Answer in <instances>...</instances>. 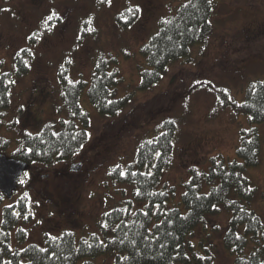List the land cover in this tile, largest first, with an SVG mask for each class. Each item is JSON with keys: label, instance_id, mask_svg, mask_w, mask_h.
Here are the masks:
<instances>
[{"label": "rangeland", "instance_id": "rangeland-1", "mask_svg": "<svg viewBox=\"0 0 264 264\" xmlns=\"http://www.w3.org/2000/svg\"><path fill=\"white\" fill-rule=\"evenodd\" d=\"M181 1L0 0V72L11 69L14 56L29 49L27 68L11 86L10 104L0 126V135L10 140L5 156L22 132L36 133L46 122L65 116L57 109V71L65 63L70 78L81 77L88 85L97 56L110 58L119 80L112 97H127L115 115L101 114L83 89L79 104L89 117L87 141L69 159L28 165L12 196L0 204L1 210L3 204L27 193L30 217L10 231L12 248L42 245L45 233L56 236L71 231L101 237L103 213L113 202L132 197L133 185L114 180L111 169L128 164L140 140L165 121H174L177 128L172 157L158 186L173 185V201L180 199L191 166L205 169L214 157L224 162L237 159L239 130L249 123L243 114L234 118L228 106L215 107L217 91L226 90L230 101L241 102L250 82L264 81V0H211V26L203 40L170 61L156 82L141 89L140 46ZM130 8L135 15L118 20ZM89 27L94 31H86ZM253 125L262 143L257 165L245 168L243 175L255 189L249 207L264 226V123ZM77 162L80 169L70 170ZM230 215L222 204L217 211L205 213L185 238L191 246L187 254L203 255L209 249L213 264H234L235 255L223 244ZM18 226L27 232L20 243L15 239ZM247 239L244 253L250 247ZM112 260V254H99L75 264H112Z\"/></svg>", "mask_w": 264, "mask_h": 264}, {"label": "trees", "instance_id": "trees-1", "mask_svg": "<svg viewBox=\"0 0 264 264\" xmlns=\"http://www.w3.org/2000/svg\"><path fill=\"white\" fill-rule=\"evenodd\" d=\"M211 12V0H184L161 18L156 31L139 49L144 57L139 70V88L156 82L170 61L185 55L189 47L203 40L211 26ZM122 15L130 20L135 14L123 12L117 16L118 20L124 19ZM32 39V42L36 40V35ZM22 50L14 56L12 68L0 72V126L10 104L11 86L27 68L29 49ZM57 78L60 98L57 109L65 116L46 122L36 133L22 132L8 157L28 165H50L77 153L88 137V113L79 104L83 89L101 114L115 115L126 103L125 96L112 97L119 81L118 69L103 55L95 59L88 85L81 77L77 80L69 77L67 63L58 69ZM261 82H250L241 102L230 101L223 89L217 91L215 107L228 106L234 118L245 115L249 127L239 130L237 159L224 162L221 157H214L205 169L189 168V178L177 202L173 201V185L158 186L161 172L172 157L177 128L174 121H165L155 133L140 140L128 164L111 169L114 180L133 185L132 197L113 202L103 213L101 237L97 233L77 236L71 231L56 236L45 233L42 245L28 243L23 248H12L10 231L30 217L27 197L19 196L14 202L3 204L0 210V264H75L80 258L99 254H112V264H188L192 261L213 264L209 249L203 255L191 251L189 256L186 248L191 246L185 238L203 221L205 213L217 211L221 204L231 214L223 244L235 255L234 264H264V226L249 207L255 189L243 175L245 168L257 165L262 143L253 125L264 123V84ZM9 146L10 140L0 135V153ZM19 183L18 179L17 186ZM4 198L0 192V204ZM136 203L143 205L133 208ZM239 226H242L241 232ZM247 236L250 247L244 253L249 244ZM26 237V230L16 227V241L20 243Z\"/></svg>", "mask_w": 264, "mask_h": 264}, {"label": "water", "instance_id": "water-1", "mask_svg": "<svg viewBox=\"0 0 264 264\" xmlns=\"http://www.w3.org/2000/svg\"><path fill=\"white\" fill-rule=\"evenodd\" d=\"M28 164L0 153V192L6 197H10L17 185V179L26 170ZM81 162L73 163L70 170L78 171Z\"/></svg>", "mask_w": 264, "mask_h": 264}, {"label": "snow or ice", "instance_id": "snow-or-ice-1", "mask_svg": "<svg viewBox=\"0 0 264 264\" xmlns=\"http://www.w3.org/2000/svg\"><path fill=\"white\" fill-rule=\"evenodd\" d=\"M109 3H110V0H109ZM128 12H133L134 10L133 9H128L127 10ZM135 11H139V9H138V7L135 9ZM56 14L54 13L52 16H49L47 19L48 20H52L53 18H54V16H55ZM122 18H124L125 20H127V16H123L122 15ZM86 23H88V24H90L91 23V19H89V21H86ZM86 31H94V29H92L91 27H89L88 29H86ZM34 36L36 35V34H33ZM23 51V50H22ZM25 64H27V62L25 61ZM11 82V81H10ZM262 84H264V81H262L261 82ZM253 89H255V85H253ZM226 91V90H225ZM81 147H82V145H81ZM157 155H159V153H157ZM151 173H149V175H150ZM121 175H125V173H121ZM24 181L23 180H21V183H23ZM248 190H250V189H248ZM139 194V193H138ZM25 196H27V193H25ZM10 207V206H9ZM17 215H19L18 213H17ZM25 218H27V217H25ZM106 226V225H105Z\"/></svg>", "mask_w": 264, "mask_h": 264}]
</instances>
